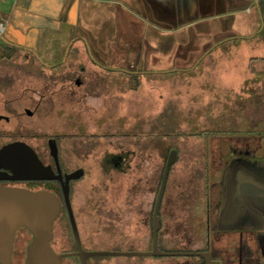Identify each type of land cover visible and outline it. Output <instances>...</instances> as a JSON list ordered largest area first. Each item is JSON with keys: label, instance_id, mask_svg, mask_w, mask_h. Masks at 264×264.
Segmentation results:
<instances>
[{"label": "rangeland", "instance_id": "obj_1", "mask_svg": "<svg viewBox=\"0 0 264 264\" xmlns=\"http://www.w3.org/2000/svg\"><path fill=\"white\" fill-rule=\"evenodd\" d=\"M87 17L88 13L81 14V20L88 21ZM19 31L23 36L24 30ZM4 33L0 32V38L19 51L9 61L0 60V92L15 94L9 97L27 94L33 98L30 109L37 110V114L20 120L0 106V146L23 139L52 165L48 142L57 140L65 168L70 172L81 168L86 173L75 184L76 189L96 194L104 201V221L112 220V233L108 227L95 228L102 233L97 246L100 252H147L154 192L146 195L148 221L143 230L139 231L136 214L124 229L117 222L127 211L126 198L140 179L145 188L150 173L160 175L162 180L172 151L177 152L176 164L170 173L162 214L166 227L175 215L179 241L185 235L181 223L187 218L192 197L204 188L201 176L207 166L212 168L211 157L226 158L225 143L229 141L264 139V29L234 47H208L215 49L200 52V63L194 69L175 68L161 73H144L138 63H131L137 51L148 47H48L41 45V36L31 35L26 40L17 36L14 44L10 42L12 35L5 39ZM92 37L95 40L96 36ZM76 81L81 87L75 85ZM40 95L49 105L38 106L34 98ZM110 155L129 157L130 170L122 173L106 167L104 162ZM22 187L49 190L44 183ZM199 233L197 228L195 234ZM143 235L147 246L141 242ZM166 246L181 249V244ZM184 261L190 259L97 256L91 264ZM72 262L67 259L63 264ZM17 264H25V258Z\"/></svg>", "mask_w": 264, "mask_h": 264}, {"label": "flooded vegetation", "instance_id": "obj_2", "mask_svg": "<svg viewBox=\"0 0 264 264\" xmlns=\"http://www.w3.org/2000/svg\"><path fill=\"white\" fill-rule=\"evenodd\" d=\"M75 85L81 87L82 84L80 81H76ZM87 93L89 94V92ZM12 95L13 93L0 92V106L5 111L12 113L10 115L18 116V119L22 120L25 117L28 118L37 114V110L34 112L30 109L33 105L32 97H26L27 94L9 97ZM34 99L39 107L50 103L44 95ZM3 119L9 120L8 118ZM51 140L53 139L48 142L47 155L52 165L47 164L38 151L23 139L11 140L1 145L0 149L11 143L24 142L37 152L46 166H51L57 171L50 150ZM55 141L58 146L63 176L79 171L83 172L78 179L70 182L71 211L59 182V193L51 191L57 196L61 206L59 217L54 225V237L51 245L57 254L71 255L65 258L64 261L68 259L82 264L81 259L84 255V257L87 256L88 264H91L93 257L89 255L100 252L97 250V246L100 244L98 240L102 235L95 228L98 226L107 230L110 228L109 233H112L110 230L114 226L111 219L104 221V201L97 199L96 194H85L82 189H76L75 184L82 181L86 173L81 168L71 172L65 168L62 150L57 140ZM225 144L228 148L227 157L217 156L215 158L213 155L211 157L212 168L209 169V166H207L203 176H201L204 188H201L199 192L195 193V197H192L191 208L186 211L187 218L182 220L181 224L185 226V235H183L182 240L177 241L178 225L174 214V220L169 221V226L166 227L164 224L162 208L166 191L164 193L159 213L158 245L162 252L181 254L175 257L190 259V261L178 264H264V139L252 137L247 141H229ZM130 162L129 157L117 156V159L108 168L126 173L131 168ZM175 164L176 162L173 164L171 171ZM148 177L150 180L148 179L149 186L147 188L141 183L143 179H140L136 189L129 195L130 197L127 196L125 204L128 209L117 223L122 224L121 229H124L131 223L133 214H136L139 231L143 230L146 221H148L145 212L146 195L154 192V207L149 218L151 243L147 249V252H152L154 247V212L162 180L160 175L153 173H150ZM31 183L43 182L5 180L0 181V186L23 188V185H30ZM26 189L33 191L31 188ZM135 199L139 203L134 204ZM194 208L196 209L193 210ZM71 214H73L76 221L79 241L73 229ZM197 228H200V233L196 235ZM110 236L112 237V235ZM122 237L123 239L126 238L125 236ZM139 239L138 236V242ZM33 240L34 236L27 228H21L16 232L12 264H17V261L23 258H25L26 264L29 247ZM141 242L147 246L144 235L141 237ZM171 243L181 244V249L168 248L166 244ZM130 252L137 251L131 250ZM75 263L72 262L71 264Z\"/></svg>", "mask_w": 264, "mask_h": 264}, {"label": "crops", "instance_id": "obj_3", "mask_svg": "<svg viewBox=\"0 0 264 264\" xmlns=\"http://www.w3.org/2000/svg\"><path fill=\"white\" fill-rule=\"evenodd\" d=\"M0 12L14 44L23 29L24 40L41 36L48 47H148L131 62L144 73L194 69L208 47H234L264 29V0H0Z\"/></svg>", "mask_w": 264, "mask_h": 264}, {"label": "water", "instance_id": "obj_4", "mask_svg": "<svg viewBox=\"0 0 264 264\" xmlns=\"http://www.w3.org/2000/svg\"><path fill=\"white\" fill-rule=\"evenodd\" d=\"M50 150L55 160L57 171L51 166H46L37 152L24 142L11 143L4 146L0 149V181L59 182L66 203L70 208V182L78 179L83 171L64 177L55 140L50 141ZM176 156V151H172L169 156L155 207L153 251L128 253L97 252L89 256L158 257L181 255L162 252L158 245L160 208L171 168L176 162ZM115 159H117L116 155L108 156L104 162L105 166L108 167ZM60 210L59 199L49 190L33 192L26 188L0 186V264H12L15 235L21 228H27L34 236V240L29 247L26 264H62L65 258L71 256L68 254H57L51 245L54 237V225L59 217ZM71 222L76 238L79 241L78 229L73 214H71ZM81 262L82 264H88L87 256L84 257L83 255Z\"/></svg>", "mask_w": 264, "mask_h": 264}, {"label": "trees", "instance_id": "obj_5", "mask_svg": "<svg viewBox=\"0 0 264 264\" xmlns=\"http://www.w3.org/2000/svg\"><path fill=\"white\" fill-rule=\"evenodd\" d=\"M17 46L10 44L8 41L0 38V60L9 61L12 55L18 52ZM50 191L56 192V188H60L58 182H43Z\"/></svg>", "mask_w": 264, "mask_h": 264}, {"label": "built area", "instance_id": "obj_6", "mask_svg": "<svg viewBox=\"0 0 264 264\" xmlns=\"http://www.w3.org/2000/svg\"><path fill=\"white\" fill-rule=\"evenodd\" d=\"M5 29L4 26H0V32L4 33L5 32Z\"/></svg>", "mask_w": 264, "mask_h": 264}]
</instances>
